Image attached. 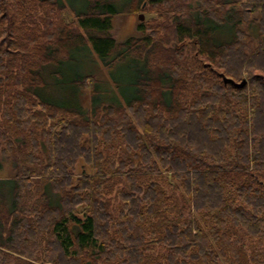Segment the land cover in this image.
<instances>
[{
  "label": "trees",
  "instance_id": "16d2710c",
  "mask_svg": "<svg viewBox=\"0 0 264 264\" xmlns=\"http://www.w3.org/2000/svg\"><path fill=\"white\" fill-rule=\"evenodd\" d=\"M4 166L0 264H264V0H0Z\"/></svg>",
  "mask_w": 264,
  "mask_h": 264
},
{
  "label": "rangeland",
  "instance_id": "374dc122",
  "mask_svg": "<svg viewBox=\"0 0 264 264\" xmlns=\"http://www.w3.org/2000/svg\"><path fill=\"white\" fill-rule=\"evenodd\" d=\"M142 15L144 20L148 19L149 16H146L142 13H138L135 15H127L123 14L117 16L113 20V30L112 35L113 37L121 41L128 36H132L135 34V28L138 24L139 19L138 16ZM100 65V64H99ZM124 65V64H123ZM125 66V65H124ZM52 68L53 72V79L45 83L44 88H42L41 97L46 100H49L54 103H71L73 105H79L77 103L78 99L72 95L73 93L70 90H67L68 83L71 82L72 78L89 75V74H96L104 75L106 72L107 81L110 85H115L116 82H121L127 88L128 83L130 81V75L125 72L124 67H117L113 70L105 71L103 69H99L94 63H89L85 59L79 58L78 60L69 63L67 66L62 65L59 67L48 66L47 69ZM44 78V73H43ZM115 80V81H114ZM39 90V92L41 91ZM88 92H83L82 101L83 104H88ZM58 101V102H57ZM9 176V171L6 166H4L3 172L0 173V178H6Z\"/></svg>",
  "mask_w": 264,
  "mask_h": 264
},
{
  "label": "water",
  "instance_id": "95a60500",
  "mask_svg": "<svg viewBox=\"0 0 264 264\" xmlns=\"http://www.w3.org/2000/svg\"><path fill=\"white\" fill-rule=\"evenodd\" d=\"M138 19H139L140 21H142V20H143V16H142V15L138 16ZM223 83H224V84H231V85H233L234 87L241 88L242 86H244V84H245V80L241 81L240 83H234L232 80L223 77Z\"/></svg>",
  "mask_w": 264,
  "mask_h": 264
}]
</instances>
